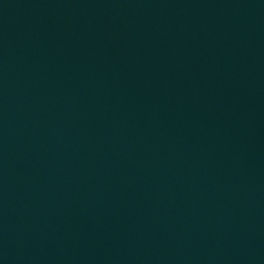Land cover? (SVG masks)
<instances>
[{
  "label": "water",
  "instance_id": "water-1",
  "mask_svg": "<svg viewBox=\"0 0 264 264\" xmlns=\"http://www.w3.org/2000/svg\"><path fill=\"white\" fill-rule=\"evenodd\" d=\"M0 264H264V0H0Z\"/></svg>",
  "mask_w": 264,
  "mask_h": 264
}]
</instances>
